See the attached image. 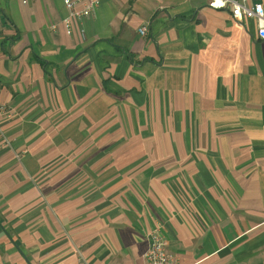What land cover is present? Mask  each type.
<instances>
[{"label":"crops","instance_id":"1","mask_svg":"<svg viewBox=\"0 0 264 264\" xmlns=\"http://www.w3.org/2000/svg\"><path fill=\"white\" fill-rule=\"evenodd\" d=\"M67 15L0 0V264H145L154 233L172 264H264L256 21L105 0L67 36Z\"/></svg>","mask_w":264,"mask_h":264},{"label":"built area","instance_id":"2","mask_svg":"<svg viewBox=\"0 0 264 264\" xmlns=\"http://www.w3.org/2000/svg\"><path fill=\"white\" fill-rule=\"evenodd\" d=\"M22 5H28L33 0H18ZM105 0H86L80 9L76 7V0H62L64 7L68 11L66 18L62 20V25L67 36L73 34V22L80 21L91 16L98 5ZM116 1V0H114ZM207 6L213 10L229 11L233 20L241 22L243 20H255L257 24V36L259 40H264V6L261 4L249 3L251 0H202ZM54 28V26L52 27ZM78 33L83 36V29H79ZM138 33L145 35V30L140 29ZM3 111V106L0 103V112ZM0 138H3L0 129ZM4 139V138H3ZM145 264H172V258L166 252L164 242L161 237L154 233L151 236V243L148 250L143 256ZM79 264H89L84 259L80 260Z\"/></svg>","mask_w":264,"mask_h":264}]
</instances>
